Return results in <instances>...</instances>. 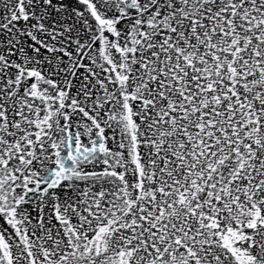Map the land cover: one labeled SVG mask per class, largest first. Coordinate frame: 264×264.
<instances>
[{"label":"snow or ice","instance_id":"snow-or-ice-1","mask_svg":"<svg viewBox=\"0 0 264 264\" xmlns=\"http://www.w3.org/2000/svg\"><path fill=\"white\" fill-rule=\"evenodd\" d=\"M0 264H264V0H0Z\"/></svg>","mask_w":264,"mask_h":264}]
</instances>
